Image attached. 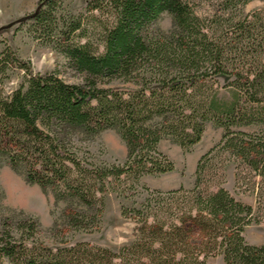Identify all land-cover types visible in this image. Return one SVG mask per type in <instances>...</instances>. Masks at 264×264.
Listing matches in <instances>:
<instances>
[{"label":"trees","instance_id":"trees-1","mask_svg":"<svg viewBox=\"0 0 264 264\" xmlns=\"http://www.w3.org/2000/svg\"><path fill=\"white\" fill-rule=\"evenodd\" d=\"M66 1L40 0L20 23L62 55L82 84L34 73L8 47L0 53V156L24 167L28 183L52 189L56 203L70 204L50 231L63 240L39 243L38 219H7L0 223V264H208L215 255L225 264H264V245L243 235L258 222L255 209L213 185L208 166L226 154L264 185V9L243 16L253 0H216L204 22L186 0H91L87 16L66 13ZM166 13L169 35L154 30ZM13 71L23 80L6 97ZM208 123L224 136L201 158L194 189L141 186L145 177L175 171L159 149L163 140L189 153ZM108 130L127 146L123 164L92 162L79 149V137ZM139 189L149 193L146 203L122 212L138 221L131 245L116 252L65 241L73 232L100 231L108 193L131 197Z\"/></svg>","mask_w":264,"mask_h":264},{"label":"rangeland","instance_id":"rangeland-1","mask_svg":"<svg viewBox=\"0 0 264 264\" xmlns=\"http://www.w3.org/2000/svg\"><path fill=\"white\" fill-rule=\"evenodd\" d=\"M39 1L0 0V53L8 47L21 60L29 62L34 73L56 72L67 83L82 84L84 77L71 69L62 55L34 37L28 25L20 23L23 18L35 11ZM89 1L91 0H67L65 11L72 16H87ZM186 1L204 22L206 17L213 15L218 9L216 0ZM263 9L264 0H253L241 9L240 14L247 16ZM154 30L169 35L173 30L172 17L164 14ZM23 74L22 71L10 73L4 87L6 97H10L19 87ZM222 82L224 81L221 80L219 83L222 85ZM118 84L117 86L123 89L129 88L128 85ZM105 87L108 88L107 85ZM221 93L225 96L224 91ZM238 130L255 131L251 128ZM223 136L224 129L208 123L201 142L189 153L184 152L171 139L163 140L159 149L174 162L175 171L159 178L145 177L141 186L147 187L151 192H170L182 187L187 191L194 189L196 171L201 158L219 145ZM79 149L82 152L88 151L92 162L106 164H123L128 153L126 144L116 130L105 131L94 138L79 137ZM217 156L208 165L215 177L213 185H222L236 200L255 209L258 222L246 228L243 235L250 245H264V185L261 179L240 161L223 153ZM133 193L131 197H119L116 193H108L100 231H94L92 234L73 232L65 241L87 242L116 252L131 245L138 235L139 225L134 217H124L123 209L141 208L150 196L141 189ZM69 207L70 204L67 202L56 203L52 189L44 191L39 185L28 183L24 167L14 169L6 157L0 156V223L8 219L16 224L15 222L19 220L36 218L41 227L39 243L51 246L54 240L58 244L63 240V237L54 238L50 231L56 221L63 220ZM91 231L92 228L89 227V232ZM208 264H225V261L222 255H215L208 260Z\"/></svg>","mask_w":264,"mask_h":264},{"label":"bare ground","instance_id":"bare-ground-1","mask_svg":"<svg viewBox=\"0 0 264 264\" xmlns=\"http://www.w3.org/2000/svg\"><path fill=\"white\" fill-rule=\"evenodd\" d=\"M32 197V196H31ZM34 197V196H33ZM36 199V198H35Z\"/></svg>","mask_w":264,"mask_h":264}]
</instances>
